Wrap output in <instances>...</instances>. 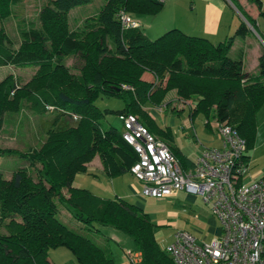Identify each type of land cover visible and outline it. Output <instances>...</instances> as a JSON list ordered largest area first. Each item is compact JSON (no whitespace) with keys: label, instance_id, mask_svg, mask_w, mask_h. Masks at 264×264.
Listing matches in <instances>:
<instances>
[{"label":"trees","instance_id":"obj_1","mask_svg":"<svg viewBox=\"0 0 264 264\" xmlns=\"http://www.w3.org/2000/svg\"><path fill=\"white\" fill-rule=\"evenodd\" d=\"M89 1L44 0L35 21L16 20L20 40L15 48L1 25L13 14L15 0H0V68L33 70L20 85L12 74L0 81V129L5 115L18 113L25 104L36 116L53 117L39 144L23 152L0 148V156L18 153L28 163L9 179L0 177V264H52L48 252L59 247L68 249L77 264H114L109 252L58 220L57 204L71 209L78 222L111 227L130 237L141 254L140 264H173L140 208L72 185L95 157L111 179L130 173L139 159L122 133L102 127L104 112L95 104L99 97H129L118 116L137 117L186 171L195 162L173 145L170 128H159L144 109L163 105L175 92L181 100L195 102L191 118L212 114L236 130L249 162L257 114L264 106V48L258 72L248 74L239 60L228 56L232 37L214 45L172 29L150 40L141 29L121 28L120 11L132 17L155 15L163 6L156 0H104L95 16L71 30L68 12ZM70 57L82 61L78 73L64 63ZM145 72L156 76L159 85L143 81Z\"/></svg>","mask_w":264,"mask_h":264},{"label":"rangeland","instance_id":"obj_2","mask_svg":"<svg viewBox=\"0 0 264 264\" xmlns=\"http://www.w3.org/2000/svg\"><path fill=\"white\" fill-rule=\"evenodd\" d=\"M43 2L44 0H15L12 7L13 14L1 22L6 34L13 42V47L16 48L20 40L16 29V20L35 21ZM225 2L227 11L223 16L224 22L227 23L233 17L239 20V16L242 15L252 23L247 14H250L248 11H253L257 13V23L256 25L255 23L252 24L260 38L264 40V0H225ZM258 2H260V5H258ZM197 4L199 6L200 1H196ZM103 5L104 0H90L86 4L73 7L68 12L69 28L76 30L81 27L87 18L95 16ZM191 5L192 1L184 3L182 10L189 14L190 8H192ZM147 17L154 19V27L148 35L144 33L145 27H142L141 30L150 40H155L166 32H161V29L159 30L157 27H161L164 19H171V14L164 12L163 14ZM64 63L74 73H78L82 65V61L78 57L65 58ZM8 74H12L19 82L17 84L20 85L32 77L33 70H16L11 67H2L0 68V81ZM148 74L152 75L151 73ZM152 76L153 79L150 83L154 84L157 77ZM164 82H162V85ZM159 83L158 80L156 85L158 86ZM125 89H128V87ZM166 97L168 103L158 108L155 107L159 109L160 114L155 115L157 113L151 108H147V112H151L153 118L149 116L159 128L163 129L167 126L171 128L174 142L181 145L190 158H194L197 151L201 150L202 153L205 149H219L221 147L220 137L213 129L216 120L213 119L212 114L208 117L202 114L195 115L193 116V123L190 124L188 121L192 117L191 113L195 102L193 100H181L175 95V92H170ZM129 101V97H125V99L99 97L95 104L104 112L101 120L102 127L112 126L119 133H123V124L117 112L122 111L124 105ZM5 117H7V121L0 129V148L11 149L16 152L25 151L24 145L26 142L32 146L39 144L44 138V130L48 128V124L52 122L53 118L51 115L36 116L28 109L26 104L18 113L7 114ZM257 121L258 126L253 149L255 148L257 135L261 137V140H264V106L257 114ZM253 149L249 153L251 157ZM98 159V157H95L90 162L87 173L75 177L73 187L88 190L103 199L119 198L139 207L143 213L148 215L151 223L155 226L154 232L158 235L157 243L161 249L173 243L175 235L178 233L186 232L190 234L199 245L210 243L214 238L220 236V222L211 214L210 207L202 201L200 196L189 195L182 191L161 199L144 196L141 193L142 183L133 175L124 173L111 179L103 172ZM253 163L254 165H249L250 169L244 177V183L256 179L253 177L254 174L264 173L261 169L264 166V159L260 161L253 159ZM27 166L26 159L20 157L18 153L2 155L0 156V177L9 179L15 170L27 168ZM63 193L65 194V191ZM57 207L58 220L70 230L91 240L105 252H109L114 264H132L131 260L136 261L134 257L130 259L127 256V252H132V256L134 253H138L130 237L111 227L96 223L88 226L78 222L74 217V212L65 204H57ZM48 260L52 264H77L74 256L65 247L49 250Z\"/></svg>","mask_w":264,"mask_h":264},{"label":"built area","instance_id":"obj_3","mask_svg":"<svg viewBox=\"0 0 264 264\" xmlns=\"http://www.w3.org/2000/svg\"><path fill=\"white\" fill-rule=\"evenodd\" d=\"M117 19L123 30L141 28L140 22L124 11ZM119 119L124 141L139 158L130 174L142 183V195L161 199L182 191L200 196L220 222V236L210 243L199 245L186 232L176 234L164 249L173 264H264V176L244 183L249 162L243 158L245 141L236 130L215 121L213 129L221 147L205 149L194 168L184 171L167 145L150 134L137 117L128 114L119 115ZM127 256L140 264V252L133 256L127 252Z\"/></svg>","mask_w":264,"mask_h":264},{"label":"crops","instance_id":"obj_4","mask_svg":"<svg viewBox=\"0 0 264 264\" xmlns=\"http://www.w3.org/2000/svg\"><path fill=\"white\" fill-rule=\"evenodd\" d=\"M188 1H192V5H191L192 8H190L189 14L186 11L182 10L184 3ZM196 1H200L199 6L198 4L196 5ZM226 11H227V5L225 0H166L163 3L161 10L157 14H163L164 12H167L171 14V19L168 20L164 19L161 27L159 28L157 27V29L159 30L161 29V32L163 31L167 32L172 29H178L187 35L206 38L214 45L225 41L229 37H232L233 42L228 52V56L233 60H239L242 64L243 70L246 73L256 74L258 72V58L263 51V46L262 43L260 42L261 38L254 31L253 28L251 29V26L249 25L245 17H243L242 15H241L242 17L239 16V20H237L236 17H233V19H231L227 23L224 22L223 16ZM248 12L250 13L247 14L250 17V20L252 21V23H255L256 25L257 13L253 11L252 12L248 11ZM157 14L138 15L133 17L140 22L141 24L140 29H142V27H145L144 33L148 35V33L154 27V19H150L147 16H156ZM242 24L244 25V29H241ZM142 78L144 81L150 83L152 82L153 76L148 73H145ZM166 103L168 102L165 99L163 105H165ZM147 108H151L155 113H157L155 115L161 113L159 109H157L158 107L155 108V107L147 106L144 109L147 111ZM148 113L151 116V112ZM151 117L153 118V116ZM192 121L193 118H189L188 122L190 124L193 123ZM173 145L176 146L183 155H185L188 159H190L193 162L196 161V159L199 157L201 153L200 152L201 150L197 151L195 157L190 158L189 155H187L186 152H184L183 147L181 145L176 144L174 140H173ZM24 147L25 149H27L33 146L26 142ZM252 152L253 155L252 157L250 156L249 158L250 166L251 164L254 165L253 159L256 161H260L264 159V140H261V137L259 135H257L255 148L253 149ZM263 167L261 169H263L264 171ZM89 168H90V163L87 164V172L89 171ZM261 176H264V173L254 174L253 177L258 178ZM220 232H221V228L219 230V233ZM157 237L158 235L155 234L156 240Z\"/></svg>","mask_w":264,"mask_h":264}]
</instances>
